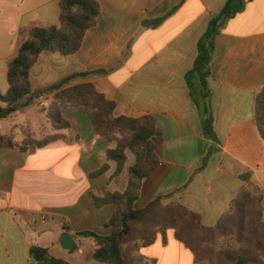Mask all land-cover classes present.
<instances>
[{
	"label": "crops",
	"instance_id": "crops-1",
	"mask_svg": "<svg viewBox=\"0 0 264 264\" xmlns=\"http://www.w3.org/2000/svg\"><path fill=\"white\" fill-rule=\"evenodd\" d=\"M99 2L97 25L86 32L79 51L68 57L43 54L31 70L32 89L78 72L109 71L88 82L116 104L115 115L152 117L164 136L159 170L144 181L136 209L174 193L165 204L178 203L199 214L205 226L215 227L244 187L241 176L249 174L250 183L263 191L264 223V140L255 120L256 97L264 88V0H247L245 11L230 19L216 39L208 105L218 152L211 157L207 155L214 143L203 131L204 92L191 72L199 41L227 0ZM176 8L160 26L143 25ZM59 15V0H0L2 94L10 89L9 65L29 31L58 26ZM51 104V96L45 95L0 120V136L12 137L18 145L28 137H63L43 148L30 145L27 152L0 150V264H35L33 246L72 264H101L91 261L94 242L76 234L112 232L106 224L115 207L98 208L92 198L120 188L114 170L92 177L106 162L109 143L95 134L81 111H67L71 129L54 131ZM127 156L125 172L135 163L130 151ZM65 232L78 245L75 252L62 248ZM165 236L159 235L152 246H184L174 230Z\"/></svg>",
	"mask_w": 264,
	"mask_h": 264
},
{
	"label": "trees",
	"instance_id": "trees-1",
	"mask_svg": "<svg viewBox=\"0 0 264 264\" xmlns=\"http://www.w3.org/2000/svg\"><path fill=\"white\" fill-rule=\"evenodd\" d=\"M246 7L247 0H227L221 12L212 17L198 44V56L191 74L196 76L204 92V135L214 143L207 157L218 152L214 118L208 105L216 39L226 23L244 12ZM59 9V25L32 28L10 62V89L6 94L0 92V120L30 107L36 99L50 95L49 118L54 131L71 129L66 113L76 110L88 115L95 134L108 141L106 162L92 177L114 170V176L120 177V188L115 192L95 193L92 198L98 208L107 204L115 207L106 224L112 232L108 236L93 231L76 234L78 238L94 242L92 261L101 264L141 263L142 258L137 254L154 245L159 235L165 236L168 230H174L176 240L193 254L195 264H264L263 191L250 183L249 174L241 176L244 187L215 227L205 226L199 214L178 203L165 204L174 193L160 195L146 207L136 209L144 181L160 167L158 151L164 145V136L155 120L148 116L135 119L115 115L116 104L88 82L94 77L106 76L109 71L78 72L41 90L32 89L31 70L39 58L45 53H59L65 57L74 55L81 48L86 32L97 25L102 12L99 0H59ZM177 10L143 25L156 28ZM255 120L264 140V88L256 97ZM60 139L63 137L58 134L42 140L28 137L18 145L12 137L0 136V150L27 152L30 145L43 148ZM128 151L135 156V163L125 172ZM30 256L35 264H72L53 256L49 249L37 246L30 248Z\"/></svg>",
	"mask_w": 264,
	"mask_h": 264
},
{
	"label": "rangeland",
	"instance_id": "rangeland-1",
	"mask_svg": "<svg viewBox=\"0 0 264 264\" xmlns=\"http://www.w3.org/2000/svg\"><path fill=\"white\" fill-rule=\"evenodd\" d=\"M82 241H84V243L90 242L88 240ZM80 249L86 251V247H81ZM137 255H139V257L141 255L143 261L141 263L140 261H138L137 264H195L193 261V256L189 253L187 249H185L184 246L182 248H178L176 245H169L163 247V245L157 244L155 246L147 248V250H144L143 252L141 251V254L139 252ZM203 264L211 263L205 262Z\"/></svg>",
	"mask_w": 264,
	"mask_h": 264
},
{
	"label": "water",
	"instance_id": "water-1",
	"mask_svg": "<svg viewBox=\"0 0 264 264\" xmlns=\"http://www.w3.org/2000/svg\"><path fill=\"white\" fill-rule=\"evenodd\" d=\"M60 243L62 245V248L67 251H74L78 248V245L76 244L75 240L68 232L62 234L60 238Z\"/></svg>",
	"mask_w": 264,
	"mask_h": 264
}]
</instances>
